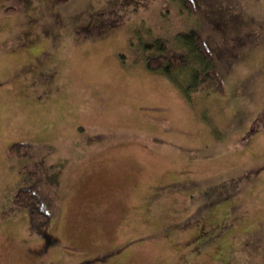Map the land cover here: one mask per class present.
Segmentation results:
<instances>
[{"label": "rangeland", "instance_id": "374dc122", "mask_svg": "<svg viewBox=\"0 0 264 264\" xmlns=\"http://www.w3.org/2000/svg\"><path fill=\"white\" fill-rule=\"evenodd\" d=\"M195 29L222 94L146 67ZM0 264H264V0H0Z\"/></svg>", "mask_w": 264, "mask_h": 264}, {"label": "trees", "instance_id": "16d2710c", "mask_svg": "<svg viewBox=\"0 0 264 264\" xmlns=\"http://www.w3.org/2000/svg\"><path fill=\"white\" fill-rule=\"evenodd\" d=\"M176 40L184 49H176L170 40L165 38H155L144 43V51L148 54L145 60L146 67L151 71L162 72L180 84L188 98L201 93L208 95L224 93L223 79L217 70L215 59L197 29L180 35ZM183 72H186L187 78H184ZM179 77L187 81L181 84ZM30 148L28 144H14L8 148L7 153L10 157H27ZM22 176L23 184L15 195L10 212L27 209L31 233L44 234L49 230L56 215L51 212L52 208L46 200L41 198L38 187L40 177L36 175L34 178H26L25 174ZM30 180L33 182L28 185L27 182Z\"/></svg>", "mask_w": 264, "mask_h": 264}, {"label": "flooded vegetation", "instance_id": "af4514ba", "mask_svg": "<svg viewBox=\"0 0 264 264\" xmlns=\"http://www.w3.org/2000/svg\"><path fill=\"white\" fill-rule=\"evenodd\" d=\"M204 239V240H203ZM198 240H200V242H201V245L200 246H203L205 243H209L210 242V240L207 238V236H201V237H199V235L195 238V241L192 243V244H194L195 242H197ZM197 248V247H196Z\"/></svg>", "mask_w": 264, "mask_h": 264}]
</instances>
